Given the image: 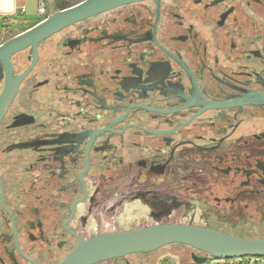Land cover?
Here are the masks:
<instances>
[{
	"label": "flooded vegetation",
	"instance_id": "af4514ba",
	"mask_svg": "<svg viewBox=\"0 0 264 264\" xmlns=\"http://www.w3.org/2000/svg\"><path fill=\"white\" fill-rule=\"evenodd\" d=\"M37 52L0 63V95L27 71L0 117V264L154 225L264 236V0L132 3Z\"/></svg>",
	"mask_w": 264,
	"mask_h": 264
},
{
	"label": "water",
	"instance_id": "95a60500",
	"mask_svg": "<svg viewBox=\"0 0 264 264\" xmlns=\"http://www.w3.org/2000/svg\"><path fill=\"white\" fill-rule=\"evenodd\" d=\"M142 1L160 4L162 0H83L60 9L1 44V68L6 70L7 78H10L13 68L11 58L16 53L32 47L36 62L38 44L46 38L95 15ZM26 74L27 71L20 75L14 84L9 85L7 82L5 85L0 95V117L11 103L21 79ZM172 244L185 245L201 252L203 255L195 253L191 255L193 263H202L210 258L264 257V237L247 238L196 225L165 224L81 239L58 264H97L134 253H150Z\"/></svg>",
	"mask_w": 264,
	"mask_h": 264
},
{
	"label": "rangeland",
	"instance_id": "374dc122",
	"mask_svg": "<svg viewBox=\"0 0 264 264\" xmlns=\"http://www.w3.org/2000/svg\"><path fill=\"white\" fill-rule=\"evenodd\" d=\"M83 0H71L72 5ZM56 0H46V14L38 13L37 9L31 10L30 13H19L9 18V20H0V35L1 39L13 37L28 26H32L40 20H43L48 15L56 12ZM58 11V10H57ZM248 238L264 237V236H247ZM192 249L181 245H167L154 252V257L159 260V264H189L191 260Z\"/></svg>",
	"mask_w": 264,
	"mask_h": 264
},
{
	"label": "crops",
	"instance_id": "0c3cea01",
	"mask_svg": "<svg viewBox=\"0 0 264 264\" xmlns=\"http://www.w3.org/2000/svg\"><path fill=\"white\" fill-rule=\"evenodd\" d=\"M38 5L39 0H0V20L2 18H4L3 20H9V18L16 14L30 13L31 10L35 9L38 11ZM23 8L25 9L24 12H22Z\"/></svg>",
	"mask_w": 264,
	"mask_h": 264
},
{
	"label": "built area",
	"instance_id": "2783aa9c",
	"mask_svg": "<svg viewBox=\"0 0 264 264\" xmlns=\"http://www.w3.org/2000/svg\"><path fill=\"white\" fill-rule=\"evenodd\" d=\"M25 9L23 8L22 12ZM46 0H39L38 13L46 14ZM191 264H264V257L250 256V257H237L229 259H217L210 258L202 263H191Z\"/></svg>",
	"mask_w": 264,
	"mask_h": 264
},
{
	"label": "trees",
	"instance_id": "16d2710c",
	"mask_svg": "<svg viewBox=\"0 0 264 264\" xmlns=\"http://www.w3.org/2000/svg\"><path fill=\"white\" fill-rule=\"evenodd\" d=\"M73 3L71 2V0H56V3H55V9H56V11L57 10H60V9H64V8H66V7H69V6H71ZM45 19V18H44ZM40 21H42V20H40ZM39 21V22H40ZM33 26V25H32ZM32 26H28V27H26L25 29H23V31H25V30H28L29 28H31ZM0 37H1V35H0Z\"/></svg>",
	"mask_w": 264,
	"mask_h": 264
},
{
	"label": "bare ground",
	"instance_id": "6f19581e",
	"mask_svg": "<svg viewBox=\"0 0 264 264\" xmlns=\"http://www.w3.org/2000/svg\"><path fill=\"white\" fill-rule=\"evenodd\" d=\"M131 228H132V227H131ZM128 229H129V228H128ZM252 236H257V235H252ZM247 238H248V237H247ZM256 238H260V237H256ZM257 257H258V256H257ZM191 263H193V262H191ZM191 263H190V264H191Z\"/></svg>",
	"mask_w": 264,
	"mask_h": 264
}]
</instances>
